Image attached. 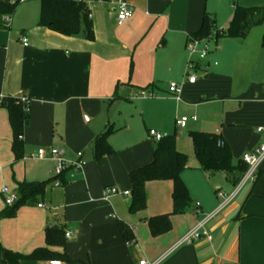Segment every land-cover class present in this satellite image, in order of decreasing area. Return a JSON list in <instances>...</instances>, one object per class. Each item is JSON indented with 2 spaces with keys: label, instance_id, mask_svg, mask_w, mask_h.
Masks as SVG:
<instances>
[{
  "label": "crops",
  "instance_id": "0c3cea01",
  "mask_svg": "<svg viewBox=\"0 0 264 264\" xmlns=\"http://www.w3.org/2000/svg\"><path fill=\"white\" fill-rule=\"evenodd\" d=\"M82 1L90 9L92 41L39 26L41 1L0 16V98L30 101L19 161L9 113L0 108V214L4 187L16 192L19 183L53 179L55 163L32 158L39 148L65 150L70 162L82 152L84 163L82 173L66 172L62 187H46L44 208L23 205L0 219V264H9L5 250L29 256L42 248L80 264H264V162L257 182L236 195L224 173L209 176L198 161L188 163L182 179L192 202L157 238L148 221L173 212L171 181L148 182L147 207L137 214L129 212L131 195L104 199L108 187L131 193L130 172L152 163L157 141L151 130L162 136L181 130L176 146L186 155L179 142L188 146L189 133L220 135L234 165L264 142V22L245 39L212 38L215 52L209 49L194 69L187 51L205 13L224 31L236 6L264 8V0H128L134 12L122 24L115 4ZM172 83L181 85V100L170 94ZM142 91L154 97H141ZM184 117L189 121L182 128L177 122ZM109 126L116 129L108 139L115 154L97 161L94 142ZM219 193L235 196L226 204ZM121 224L133 241L124 239ZM52 226L64 228V246L48 245ZM199 226L211 240L179 244Z\"/></svg>",
  "mask_w": 264,
  "mask_h": 264
},
{
  "label": "trees",
  "instance_id": "16d2710c",
  "mask_svg": "<svg viewBox=\"0 0 264 264\" xmlns=\"http://www.w3.org/2000/svg\"><path fill=\"white\" fill-rule=\"evenodd\" d=\"M0 0V16L11 17L20 5L18 1ZM39 26L68 37L83 35L86 39L94 40L93 23L90 9L84 1L79 0H40ZM264 22V8H242L236 6L233 17L224 31H219L215 20L205 13L200 30L193 37L245 39L250 31ZM0 108L9 113L10 124L13 130L12 150L16 161L24 158L23 133L28 117L29 106L21 98L2 97ZM116 132L113 126L100 134L94 142V155L97 161L106 156L115 154L108 142L109 137ZM196 159L200 168L209 176L224 173L233 186H237L247 171V165L233 163L232 150L228 143L216 134L191 132ZM188 168V155L180 152L176 146V135H166L157 142L152 163L138 168L129 174L131 189V204L129 212L137 214L147 207L146 184L154 181H171L173 183V212L149 219L148 226L151 235L155 238L169 233L172 230V216L183 214L190 206L192 199L190 192L182 179V173ZM65 184V178H62ZM54 179L44 182H23L18 184V199L13 206H6L1 212V218H12L19 207L23 205L36 206L43 201L45 189L53 185ZM126 241H133L134 235L126 224L120 225ZM46 239L50 246H64L66 243L63 227L52 226L46 229ZM23 259H37L42 261L63 260L72 262L66 255L49 251L47 248L36 250L29 256L20 255L5 250V261L9 264H19Z\"/></svg>",
  "mask_w": 264,
  "mask_h": 264
},
{
  "label": "built area",
  "instance_id": "2783aa9c",
  "mask_svg": "<svg viewBox=\"0 0 264 264\" xmlns=\"http://www.w3.org/2000/svg\"><path fill=\"white\" fill-rule=\"evenodd\" d=\"M18 1L20 4L24 0H13L12 2ZM102 1H107L110 3H113L116 5L117 9V19L118 23L122 24L128 19L132 18L133 16V7L129 3L128 0H102ZM212 40L211 38H205V39H197L193 36H190L188 38V43H187V51L189 54V62H188V68L189 69H194L198 63V61H204L207 59L209 56V43ZM23 44L25 46H28V39L23 38L22 39ZM190 83H195L197 78L196 76H190L188 78ZM169 92L172 96H174L177 100H181V85L177 83H172L169 85ZM141 97H154V94L152 92L148 91H142L140 93ZM21 101L29 106L30 101L29 98L27 97H22ZM196 120V118H193ZM189 121L188 118L184 117L181 120L177 122V124L184 128ZM259 131H263V129H259ZM150 136L155 139V141L159 142L162 139V135L158 133L155 130L150 131ZM34 159L37 160H47L50 159L55 163V167L53 169V186L55 187H62L63 186V181L62 178L65 176L66 172L70 169L77 171L79 173H82L84 163H83V153L78 152L77 153V160L74 162H70L66 159V152L65 150L58 149L55 147H50L48 149L45 148H39L37 153L33 155ZM243 162L247 165V171L239 184L236 187L235 190V195L240 192L245 186L247 185H254L260 175V168L262 163L264 162V142L255 148L253 151L245 154L243 156ZM2 194L4 196V202L5 205L8 207H11L14 205V203L18 199V195L15 191H11L8 187H4L2 189ZM117 194H123L124 196H130L131 193L129 191H123L121 192L118 188L116 187H108L104 190V199H108L110 196L117 195ZM234 195V196H235ZM219 196L224 199L225 203H229L234 196L227 197L223 193H219ZM40 208H44V205L40 204ZM201 226L189 231L180 241L181 244H192L196 241L202 240V239H207L211 240L212 236L210 235L209 232L206 230L200 229ZM72 236L71 232L66 233V237L70 238ZM39 264H80L78 262H67L63 260H48V261H43ZM140 264H157V263H150L147 261H142Z\"/></svg>",
  "mask_w": 264,
  "mask_h": 264
},
{
  "label": "rangeland",
  "instance_id": "374dc122",
  "mask_svg": "<svg viewBox=\"0 0 264 264\" xmlns=\"http://www.w3.org/2000/svg\"><path fill=\"white\" fill-rule=\"evenodd\" d=\"M40 3V0H24L21 4H20V6H28L29 4H31V3ZM215 39H212L211 41H210V43H209V49L211 50V51H213V52H215ZM179 131H181V130H178V132ZM178 132H177V136H176V139H177V137H178ZM187 141H188V146H189V148L190 149H188V146H187V143L184 141V140H181L180 142H179V147L181 148V149H183L184 150V152H186L187 154H188V158H189V160H188V163L189 164H191L192 162H195V161H197V159H196V156H195V153H194V150H193V144H192V140L190 139V138H188L187 139Z\"/></svg>",
  "mask_w": 264,
  "mask_h": 264
}]
</instances>
